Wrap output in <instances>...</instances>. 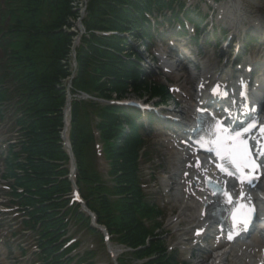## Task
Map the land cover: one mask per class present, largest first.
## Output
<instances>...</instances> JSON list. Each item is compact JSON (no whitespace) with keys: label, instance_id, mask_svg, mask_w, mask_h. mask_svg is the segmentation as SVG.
<instances>
[{"label":"trees","instance_id":"1","mask_svg":"<svg viewBox=\"0 0 264 264\" xmlns=\"http://www.w3.org/2000/svg\"><path fill=\"white\" fill-rule=\"evenodd\" d=\"M70 2L0 0V47L4 49L0 105L14 103L22 156H15L20 161L16 163L19 176L12 174L15 163L11 161L7 167L16 188L22 191L13 194L26 207L29 224L40 239L44 264H72L70 259H64L68 252L60 251L68 223L66 216L71 214L76 223L90 230L88 219L76 206L66 209L64 199L70 192V182L63 178L67 157L59 134L65 105L62 80L70 72L61 60L66 63L72 36L63 32L62 27L74 15ZM174 4L181 9L176 0H89L83 21L87 37L81 39L76 53L72 92L81 91L106 101L122 100L131 93L164 101L166 89L142 83L141 59L125 35L149 41L152 25L147 16ZM193 23L197 25V21ZM96 114L111 188L100 181L88 164L93 137L85 105L72 103L69 140L77 166L76 183L87 208L118 244L131 250L120 259V264L145 258L149 259L146 264H175L149 224L159 213L144 201L139 185L141 140L137 111L97 105Z\"/></svg>","mask_w":264,"mask_h":264},{"label":"rangeland","instance_id":"2","mask_svg":"<svg viewBox=\"0 0 264 264\" xmlns=\"http://www.w3.org/2000/svg\"><path fill=\"white\" fill-rule=\"evenodd\" d=\"M179 1L185 2V4L193 7L199 5L202 9V12L208 16L204 21V25L206 27L205 29H203V31L199 30L197 38L198 40H202L203 38H205L206 35H208V40L210 41L211 46L209 47V49L205 47L203 48L202 43H199L198 41L197 49L191 47V49H193L194 51H200L199 55L196 56V58L199 59L198 63L208 61L213 63L219 70L225 69L227 67V64L224 65V57L221 56H226L227 54H229V52L233 53L234 47L237 45V42H234L235 39L233 40V38H231V33L226 27V25L217 22L219 12L216 11L215 8L221 4V1L217 0L215 5L211 3V0ZM220 29L227 33L225 34V36L227 35L228 39H231L225 40V37L223 39V37L219 35ZM245 30L247 29L245 28ZM213 31L214 36L212 37ZM243 32L242 34H240L243 35ZM247 34L254 37L257 41L256 43H258L262 38H264V36L261 35L260 32L254 29L249 31ZM214 40L217 41V45L215 47L213 46ZM152 42V46L147 47V49L149 50V54H142L143 59L146 60V62L142 63V66L145 69V74H147V76L144 77L146 82L152 81L158 84H163L168 86L170 89L176 86H187L192 89L194 83L198 81L201 71H195V73L193 74V79H190L191 83L187 84L186 80L189 76V72H191L189 67L187 66L185 69H182L183 64L176 63L174 59L172 60L167 56H162L163 61L169 62L172 65L173 70L172 74L163 73L162 70L159 69L161 63L159 61L158 56L160 54L167 55L166 52L169 51V48L167 46L168 41L160 42L153 38ZM243 42H245L244 39ZM132 46L139 52L143 51L142 43L136 41L135 38H133L132 40ZM255 46L257 45L253 44L249 46L247 51L249 53L255 51L258 48V46ZM241 50L243 49L241 48ZM3 58L4 50L0 47V63H2ZM242 61L240 63H242ZM170 94V97L166 99L165 106H158V104H155L154 101L148 102L147 95L137 96V94L131 93L129 96V100L135 103H147L152 109H154V112H156L159 116L179 117L180 113L178 114V112L181 107H183L185 104L181 103V97L178 93L172 92ZM88 107V112L95 113V108L90 106ZM2 111L3 118H0V175L2 174V170L4 168V148L7 143L12 146H16L15 143L18 139L17 132L14 128L12 121L14 117L13 111L9 108L7 109V107H3ZM144 120L146 121V119ZM91 122L90 128L94 130L95 123L93 121ZM164 125V123L161 124V122L158 121V123H155V125L151 129H148L147 122H145L144 127L139 131V134L143 141V148L145 151L144 156H142L140 161V178L144 193L146 195V201L156 205L159 208L161 217L158 219V221L161 225V230H157L155 231V233L161 236V241L164 242L166 249H168L169 251L171 247H174V244H178L180 240H183L184 237H181V235L177 233L175 229H172L170 227L171 225H169V220L176 219L180 212L173 202V198H175L176 194L174 191L176 187V181L174 180V177H172L173 168L170 165L168 151L165 147V144L163 143L164 137L160 133V131L164 129ZM96 146L97 149H99L98 136L95 132V143L93 144V147L96 149ZM93 147H91L89 151L91 167L95 172L99 173L103 181L108 182L109 179L107 177V165L104 160L99 156V154L96 155V150H94ZM161 178H164L166 181H168L169 187L165 189V191L168 192L167 194L164 193V188L162 187V184L160 182ZM0 180H2L0 181V185H5L8 183L6 181H3L1 177ZM0 194L3 195L4 198H8V196L4 195L3 192H0ZM2 220L3 221L0 223L1 229L5 228V230L3 232H0V240L2 241L0 245L3 249V252H1L0 255V264H41L37 255L34 254V235L24 231V229L20 225V218H13V216H7V218ZM255 226H257L256 223ZM183 228H186L185 223H181L178 229ZM68 238L72 241L71 243L75 245V250L74 252H72V256L79 255V257L83 259L85 263L86 260H88V262H92L93 264H112L109 256L106 253V249L104 248V246H101L99 244V239L89 234L83 228L71 225L69 228ZM203 245L209 246L207 242ZM182 246L183 242L179 245H176V247L178 248ZM114 248L117 251L118 255L120 254L119 252H122L121 247L115 245ZM88 253L93 255L88 256ZM173 255L175 261L178 264H197L203 260L204 263L209 261L207 259L202 258L203 255L201 253H197V251L191 257H189L188 254L179 252H175L173 253ZM130 264L140 263L132 262Z\"/></svg>","mask_w":264,"mask_h":264},{"label":"bare ground","instance_id":"3","mask_svg":"<svg viewBox=\"0 0 264 264\" xmlns=\"http://www.w3.org/2000/svg\"><path fill=\"white\" fill-rule=\"evenodd\" d=\"M213 3L216 0H211ZM221 4L215 8L218 10L219 23H223L236 38L244 28L254 29L264 36V0H220ZM251 26V27H250ZM254 27V28H252ZM264 55V52L262 53ZM260 60L259 62H261ZM196 66V65H195ZM201 78L192 89L187 86L178 87L183 103L185 105L179 113L189 117L191 107L189 106L193 96H203L207 89L211 88L217 81V68L210 62L201 63ZM194 72V71H193ZM193 74L189 73L187 84H190ZM70 104V103H69ZM262 124L264 125V110L261 113ZM174 124H177L176 122ZM187 129V128H186ZM187 134V132H186ZM168 149L170 165L173 168V177L176 180V194L173 200L174 205L179 210L176 219H170L169 225L172 229H178L181 223H185L186 228H193L191 239L199 240L193 237L197 230L205 228L213 234L211 239V248L213 249L208 264H264V180L257 184L255 189H247L241 185L224 180L223 183L230 188V192L238 199L245 195L244 200L247 203L256 201L259 205L258 220L261 223L259 231L251 230L245 238L238 237L235 240L227 241L224 234L217 231L218 224L212 222V218L205 213L203 207L209 205V197L204 193L203 179L216 177V170L207 158H200L201 163L196 158L195 150L186 148L175 141H170L169 137L163 140ZM199 157V156H198ZM164 189L168 188L166 180L161 179ZM174 184V183H173ZM260 195H263L260 198ZM203 212V213H202ZM180 232V230H177ZM184 236V234H181Z\"/></svg>","mask_w":264,"mask_h":264},{"label":"snow or ice","instance_id":"4","mask_svg":"<svg viewBox=\"0 0 264 264\" xmlns=\"http://www.w3.org/2000/svg\"><path fill=\"white\" fill-rule=\"evenodd\" d=\"M214 94H215V90H214ZM247 131H249V130L245 129V132H247ZM237 135L239 136L240 134H237ZM261 135H264V129H261ZM260 154L264 155V152H261ZM243 167L246 170L244 173L245 180L247 181V183L250 186H253V182L258 176L259 165L255 161L249 160V161L245 162ZM242 182H244V180H242ZM241 223L246 226L247 221L246 220L241 221ZM229 239H232V237L229 236Z\"/></svg>","mask_w":264,"mask_h":264}]
</instances>
